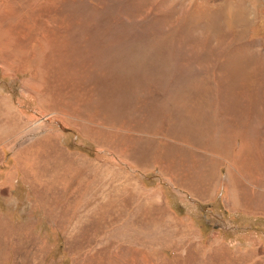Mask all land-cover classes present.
<instances>
[{
  "label": "rangeland",
  "instance_id": "rangeland-1",
  "mask_svg": "<svg viewBox=\"0 0 264 264\" xmlns=\"http://www.w3.org/2000/svg\"><path fill=\"white\" fill-rule=\"evenodd\" d=\"M0 5V264H264V0Z\"/></svg>",
  "mask_w": 264,
  "mask_h": 264
},
{
  "label": "bare ground",
  "instance_id": "bare-ground-1",
  "mask_svg": "<svg viewBox=\"0 0 264 264\" xmlns=\"http://www.w3.org/2000/svg\"><path fill=\"white\" fill-rule=\"evenodd\" d=\"M6 4H7V1L5 2ZM4 3V4H5ZM6 4L5 5H0V7L2 6L3 7V10L5 11L4 12V14H3V16H2V19L4 20V18L5 17H9L10 16V11L8 10V9H11V6H9V5H7L6 6ZM6 6V7H5ZM239 7V6H238ZM5 8V9H4ZM229 8V7H228ZM2 10V9H1ZM9 11V12H8ZM0 12H2V11H0ZM237 14V13H236ZM238 14H240V13H238ZM234 13H233V11H228L227 12V14H226V16H225V23H226V18H227V24H229L230 25V22L229 21H231L232 19H233V17H234ZM0 16H1V14H0ZM240 18V17H239ZM234 20H235V18H234ZM233 20V21H234ZM15 23V22H14ZM232 23V22H231ZM11 24V23H10ZM228 25V26H229ZM233 25V24H232ZM3 24L1 23V21H0V35H3L4 37H7V38H12L10 41H8V40H5V43H3V44H0L3 48H0V54H1V58H0V62H2L3 63V65L4 64H6L7 62L9 63V62H13L14 60H16V59H20V58H22V56H23V58L27 55V51L26 52H24L23 51V49L21 48V47H19L18 45H17V39H13V37H12V35H11V33H9V31H8V29H10V31L12 32V33H14L13 32V28L11 27V25L9 26V28L8 29H6V31L5 30H3ZM2 30V31H1ZM18 35V33L17 34H15L14 33V36H17ZM1 38V37H0ZM6 38V39H7ZM60 38V37H59ZM59 38L58 39H54V40H49V41H47L46 39L47 38H45L43 41H44V43H45V45H47L48 47H49V49L50 48H53V49H56V46L58 45V46H63V44H62V42L59 40ZM57 40H59V42H57V44H56V41ZM64 41V40H63ZM0 42H3L1 39H0ZM55 45V46H54ZM113 45V44H112ZM113 47V46H112ZM111 48V47H110ZM114 48V47H113ZM59 49V48H58ZM21 52H20V51ZM10 52L11 51V53H10V55H9V57H6V53H4V52ZM111 51V50H110ZM50 52V51H49ZM106 52V51H105ZM22 53V54H21ZM108 53V52H107ZM111 53H112V51H111ZM36 54V55H35ZM35 54H34V56H35V58H36V60H33L32 62H30V65H32V66H35V67H38V64H39V62H40V54H41V52L39 51V52H35ZM109 54V53H108ZM9 58V59H8ZM26 58V57H25ZM160 65V64H159ZM25 66V65H24ZM250 69H252V70H254V69H258V67L254 64ZM98 70V69H97ZM107 71V70H106ZM179 80V79H178ZM181 85V84H180ZM217 97V96H216ZM213 99V98H212ZM108 100V99H107ZM251 111V110H250ZM253 115V114H252ZM248 116V115H247ZM184 117V116H183ZM208 117V116H207ZM168 118V120L170 119V117H167ZM255 120V119H254ZM259 120V119H258ZM169 122L170 123H172L173 124V121H172V117H171V120H169ZM248 123V122H247ZM171 124V125H172ZM174 125V124H173ZM172 125V126H173ZM171 126V127H172ZM244 126V125H243ZM170 127V128H171ZM255 127V126H254ZM253 128V127H252ZM248 129V128H247ZM216 140V139H215ZM245 147H246V143H245V141H244V144H243V147H242V151H243V149H245ZM242 153V152H241Z\"/></svg>",
  "mask_w": 264,
  "mask_h": 264
},
{
  "label": "crops",
  "instance_id": "crops-1",
  "mask_svg": "<svg viewBox=\"0 0 264 264\" xmlns=\"http://www.w3.org/2000/svg\"><path fill=\"white\" fill-rule=\"evenodd\" d=\"M200 157H202V156L198 155L197 156V160H199ZM211 157L212 156H210V158H209L210 160L206 159L205 157H203V159L200 162V164H204L205 163L206 166H209V169L206 170V174L204 176L193 174L192 177L187 179L188 180L187 183H190V185L188 184V186H190V188L195 190L196 192L202 193V195H205V194H207L210 191V180H207L206 178L210 176L209 173L213 170V167H215V162H213L211 160ZM211 167H212V170H211ZM192 181H194V182H192ZM230 182H232V195H233V199L235 200L234 201L235 203H236V200H237L239 202L238 204H243L244 207L246 206L245 208H249V209L253 207L252 205H254V207H257L255 205L254 200H253V203H252V202H250L251 200H249V199L248 200L242 199L244 196H246V192L244 190H240V186L238 184H235V181L231 180ZM192 193L194 194V192H192ZM261 199L262 198H258L259 201H261Z\"/></svg>",
  "mask_w": 264,
  "mask_h": 264
}]
</instances>
